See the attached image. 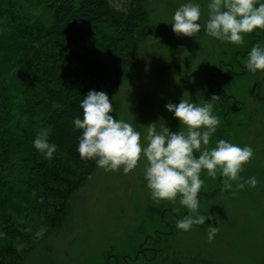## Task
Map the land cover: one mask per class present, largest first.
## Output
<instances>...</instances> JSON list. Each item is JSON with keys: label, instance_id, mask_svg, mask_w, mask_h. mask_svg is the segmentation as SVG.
<instances>
[{"label": "rangeland", "instance_id": "374dc122", "mask_svg": "<svg viewBox=\"0 0 264 264\" xmlns=\"http://www.w3.org/2000/svg\"><path fill=\"white\" fill-rule=\"evenodd\" d=\"M147 10L116 131L65 225L16 192L20 229L0 240L20 264H264V0Z\"/></svg>", "mask_w": 264, "mask_h": 264}, {"label": "trees", "instance_id": "16d2710c", "mask_svg": "<svg viewBox=\"0 0 264 264\" xmlns=\"http://www.w3.org/2000/svg\"><path fill=\"white\" fill-rule=\"evenodd\" d=\"M42 1L48 15L32 0H0V237L20 229L22 190L48 230L65 225L116 131V90L153 29L150 0ZM21 260L0 240V264Z\"/></svg>", "mask_w": 264, "mask_h": 264}, {"label": "flooded vegetation", "instance_id": "af4514ba", "mask_svg": "<svg viewBox=\"0 0 264 264\" xmlns=\"http://www.w3.org/2000/svg\"><path fill=\"white\" fill-rule=\"evenodd\" d=\"M142 251H144V250H141V254L143 253Z\"/></svg>", "mask_w": 264, "mask_h": 264}]
</instances>
